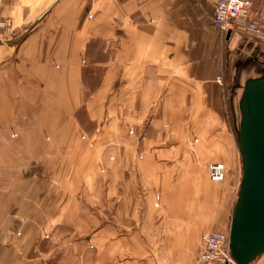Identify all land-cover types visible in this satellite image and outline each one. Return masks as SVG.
<instances>
[{"label":"crops","instance_id":"obj_1","mask_svg":"<svg viewBox=\"0 0 264 264\" xmlns=\"http://www.w3.org/2000/svg\"><path fill=\"white\" fill-rule=\"evenodd\" d=\"M218 1H4L0 264H197L225 215L208 167L225 164L234 187L242 173L218 78L264 66L252 30L216 26ZM96 67L87 105L104 124L88 131L77 117Z\"/></svg>","mask_w":264,"mask_h":264},{"label":"water","instance_id":"obj_2","mask_svg":"<svg viewBox=\"0 0 264 264\" xmlns=\"http://www.w3.org/2000/svg\"><path fill=\"white\" fill-rule=\"evenodd\" d=\"M234 89L241 90L236 134L242 180L231 219L230 253L234 264H253L264 255V66Z\"/></svg>","mask_w":264,"mask_h":264},{"label":"rangeland","instance_id":"obj_3","mask_svg":"<svg viewBox=\"0 0 264 264\" xmlns=\"http://www.w3.org/2000/svg\"><path fill=\"white\" fill-rule=\"evenodd\" d=\"M214 12H215V9H214ZM213 17H214V13H213ZM255 26L259 29L258 25H255ZM260 31H261V33H260L261 35L255 34L258 37L257 43L262 42L263 46H264V37H263L264 32L262 29ZM225 34H227V33H225ZM100 50H101V47L97 48L96 53L93 54V57L95 56L94 57L95 61H100V62L104 61V56H103V54L100 53ZM262 59H264V58H262ZM256 69L257 68H251V69H248V71L239 72V75H241V77L239 78V82L233 81V79L236 76V70L231 69V67L223 72V73H225V79L223 78L224 80L221 77L218 78V80L220 81L218 83L222 84V86L224 88V103H225L226 118H227L226 121H227L228 127H230L231 131L233 132L235 139H237L236 128H237V125L239 123V118H240V114L238 111V103H239V99L241 96V90L240 89H234V86H235V84H242L243 85L244 82L247 80V78L255 75ZM93 71H94L95 82H84V85L82 87L83 102H82V107H81V109L78 113V117H77L78 121L81 124V127L83 129H88V131H93L96 127L100 126L98 124L100 122H102V125L104 124V119L92 121L90 116H89V110H88L87 103L89 102L92 95H94L96 92H98L100 90V88L103 84V82H100L103 78V70L100 67H96V69H94ZM232 91H234V94H231ZM100 109H101V106H98L96 108L94 106V108H93L94 114H98V112H102ZM17 126H19V125L18 124L13 125L11 128H15ZM129 133L132 134L133 133L132 130H130ZM12 137L16 138L15 132L12 133ZM139 158H141V157H139ZM110 159L112 161H115V158L113 156ZM213 164H223V163L219 162V163H213ZM213 164H211V165H213ZM210 166L208 167L209 178H210V174H209ZM225 168H226V166H225ZM104 172H105V168L103 165H101L100 170H99V174L104 176ZM225 175H226L225 181L223 183L217 184V182H215L217 185L221 186V188L224 190L225 215L223 217V220H222V217L219 218V221L214 225L213 229L210 230L209 234H211L213 232H223L226 234L230 233L231 219L233 216L235 205H236L237 200H238V193H239L240 184H241L240 180H242V173H241V175H239V179L237 182V185L239 187L238 186L234 187V186L229 184L227 168H226V174ZM19 232H20V234L18 236L21 235L20 230H19ZM15 236H17V235H15ZM202 247H203V241H202ZM201 251H202V249H201ZM259 260L261 262L260 264H264V256L261 257Z\"/></svg>","mask_w":264,"mask_h":264},{"label":"built area","instance_id":"obj_4","mask_svg":"<svg viewBox=\"0 0 264 264\" xmlns=\"http://www.w3.org/2000/svg\"><path fill=\"white\" fill-rule=\"evenodd\" d=\"M5 0H0V31L5 32L11 28V22L2 16ZM254 8L252 0H219L215 7L214 23L224 33H232L242 28L252 30L256 35L261 31L250 24V15ZM210 179L213 182L225 181L226 168L224 164H213L209 168ZM15 235L20 232L15 231ZM197 264H234L230 253L229 234L213 232L203 238V247Z\"/></svg>","mask_w":264,"mask_h":264},{"label":"flooded vegetation","instance_id":"obj_5","mask_svg":"<svg viewBox=\"0 0 264 264\" xmlns=\"http://www.w3.org/2000/svg\"><path fill=\"white\" fill-rule=\"evenodd\" d=\"M238 85H240V84H235V86H238ZM233 93L232 94H234V91H232Z\"/></svg>","mask_w":264,"mask_h":264}]
</instances>
